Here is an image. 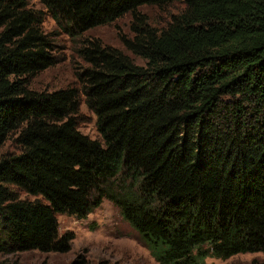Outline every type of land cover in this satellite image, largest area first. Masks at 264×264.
Returning <instances> with one entry per match:
<instances>
[{
	"label": "trees",
	"instance_id": "trees-1",
	"mask_svg": "<svg viewBox=\"0 0 264 264\" xmlns=\"http://www.w3.org/2000/svg\"><path fill=\"white\" fill-rule=\"evenodd\" d=\"M32 1L0 0V149L17 147L0 154V254L68 252L57 215L103 200L159 264L264 254V0ZM174 2L161 29L138 11ZM126 14L121 44L145 66L85 38L78 86L30 88L56 64L46 15L76 39Z\"/></svg>",
	"mask_w": 264,
	"mask_h": 264
},
{
	"label": "rangeland",
	"instance_id": "rangeland-1",
	"mask_svg": "<svg viewBox=\"0 0 264 264\" xmlns=\"http://www.w3.org/2000/svg\"><path fill=\"white\" fill-rule=\"evenodd\" d=\"M30 6L43 10L39 1L34 0ZM183 9L180 2L171 6L157 8L142 6L143 14L149 25L161 29L166 26L173 15ZM132 16L126 14L116 21L95 27L83 34L82 38L73 39L62 33L55 22L46 15L42 29L52 36L56 47V64L31 80L30 88L35 91H56L68 86H78L77 74L84 68L78 57L77 49L85 38L101 41L103 45L117 48L129 56L138 66H145V61L134 57L121 44L120 38L130 37ZM96 117L82 103L78 115V130L91 139H97ZM17 147L7 141L0 149V154L16 153ZM21 198L32 199L24 194ZM59 235H71L73 240L68 252L41 253L27 251L14 254H0V261L8 264H159L151 256L139 234L122 219L118 209L107 200L94 209L84 219L73 216L57 215ZM206 264H264V254H241L226 260L206 258Z\"/></svg>",
	"mask_w": 264,
	"mask_h": 264
}]
</instances>
